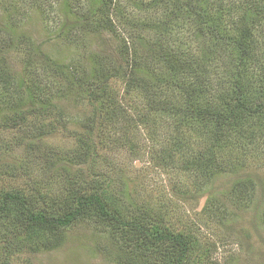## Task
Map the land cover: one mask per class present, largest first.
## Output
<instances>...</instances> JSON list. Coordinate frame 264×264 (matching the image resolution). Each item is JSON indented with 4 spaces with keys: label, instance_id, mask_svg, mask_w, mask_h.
<instances>
[{
    "label": "trees",
    "instance_id": "16d2710c",
    "mask_svg": "<svg viewBox=\"0 0 264 264\" xmlns=\"http://www.w3.org/2000/svg\"><path fill=\"white\" fill-rule=\"evenodd\" d=\"M13 1L0 0L15 15L0 24V264L58 249L81 221L118 248L117 264H218L107 167L115 152L138 159L142 140L153 166L186 176L172 193L203 199L205 219L229 229L227 207L251 209L264 226V0H37L63 20L67 47L81 50L80 31L113 41L66 63L22 31ZM65 99L81 107L72 129Z\"/></svg>",
    "mask_w": 264,
    "mask_h": 264
},
{
    "label": "rangeland",
    "instance_id": "374dc122",
    "mask_svg": "<svg viewBox=\"0 0 264 264\" xmlns=\"http://www.w3.org/2000/svg\"><path fill=\"white\" fill-rule=\"evenodd\" d=\"M54 5H58L59 0H48ZM47 1L42 2V8L51 10L52 5ZM12 4L20 11L17 17L21 16L22 31L27 33L34 41L43 43L42 50L51 58L61 60L62 63L79 59L80 52H89L100 46L102 41L108 44L113 43L107 34H102L101 38L91 34L77 32L79 35L81 50L66 46L56 33L57 28L62 23V19H56L52 11L43 16L34 8L40 4L37 0H14ZM127 1L122 8L130 17L135 16ZM13 10L5 12L0 8V24L6 23ZM15 16V15H14ZM13 16V17H14ZM47 18V19H45ZM19 21V20H16ZM121 30V27L118 28ZM78 52L79 57L77 56ZM12 69L17 70L21 65V60L17 57L9 59ZM60 106L65 108V115L69 120V127H75L74 122L81 113V107L76 106L69 99L62 100ZM53 144L59 146H70L71 141L65 136L52 138ZM144 144V145H143ZM142 148L139 151L138 159L133 160L126 152L112 153L107 156V167L113 169L117 174L118 170H123L131 180V189L135 193V198L139 201L149 200L159 203L162 210L168 214L172 224L180 229H187L195 233L201 243L208 244L212 260L218 264H264V226L252 223V210L241 212L237 209L227 207L232 214L238 216V223L233 227H219L216 223L205 219L201 214L203 199L176 196L173 191L184 184L187 186L186 176L182 173L176 174L174 171L162 170L153 166L149 161L148 143L142 140ZM145 149V150H144ZM19 151V150H17ZM176 171V172H175ZM110 176L112 174L109 173ZM219 184L224 180H219ZM185 189V188H183ZM173 192V193H172ZM234 211H232V210ZM216 224V225H215ZM257 228V230L255 229ZM257 232L261 235H257ZM111 241L101 234L99 229L92 226L87 221L74 224L67 230L66 240L61 247L51 252H41L29 254L22 252L13 257L11 264H117L116 256L119 254L118 248L110 243ZM115 257V260H114Z\"/></svg>",
    "mask_w": 264,
    "mask_h": 264
}]
</instances>
